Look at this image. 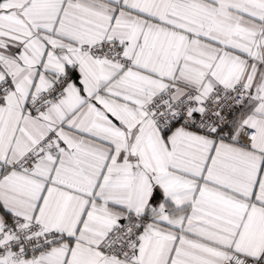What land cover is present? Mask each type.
<instances>
[{
  "label": "snow or ice",
  "instance_id": "snow-or-ice-1",
  "mask_svg": "<svg viewBox=\"0 0 264 264\" xmlns=\"http://www.w3.org/2000/svg\"><path fill=\"white\" fill-rule=\"evenodd\" d=\"M0 264H264V0H0Z\"/></svg>",
  "mask_w": 264,
  "mask_h": 264
}]
</instances>
